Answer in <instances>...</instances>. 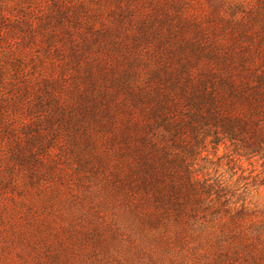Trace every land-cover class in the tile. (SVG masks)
Segmentation results:
<instances>
[{"label": "trees", "instance_id": "16d2710c", "mask_svg": "<svg viewBox=\"0 0 264 264\" xmlns=\"http://www.w3.org/2000/svg\"><path fill=\"white\" fill-rule=\"evenodd\" d=\"M2 84L91 85L95 116L98 84L129 88L173 264H264V0H0Z\"/></svg>", "mask_w": 264, "mask_h": 264}, {"label": "rangeland", "instance_id": "374dc122", "mask_svg": "<svg viewBox=\"0 0 264 264\" xmlns=\"http://www.w3.org/2000/svg\"><path fill=\"white\" fill-rule=\"evenodd\" d=\"M53 86H0V264H173L184 252L150 223L155 120L136 127L129 88L98 84L95 116L91 85ZM116 91L133 108L113 109L117 138L104 127Z\"/></svg>", "mask_w": 264, "mask_h": 264}]
</instances>
